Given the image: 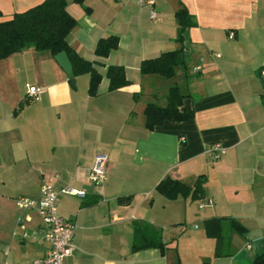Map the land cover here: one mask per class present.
I'll return each instance as SVG.
<instances>
[{
    "label": "crops",
    "instance_id": "1",
    "mask_svg": "<svg viewBox=\"0 0 264 264\" xmlns=\"http://www.w3.org/2000/svg\"><path fill=\"white\" fill-rule=\"evenodd\" d=\"M43 1L0 0V22ZM153 1L67 0L76 21L70 53L100 73L95 96L88 74L72 89L48 52L31 47L0 60V264L46 256L40 217L15 205L40 200L44 179H52L59 215L76 226L64 264H253L264 253V0ZM181 9L193 23L185 67L172 79L142 75V61L180 48ZM109 36L118 47L98 59L96 44ZM196 65L202 70L194 75ZM110 66L123 67L126 86L108 90ZM173 85L186 95L179 110L192 118L148 130L147 104L164 107ZM28 86L43 90L38 101L26 97ZM212 147L224 153L215 158ZM99 153L107 156V179L94 185L87 171ZM200 177L195 198L169 200L156 190L165 178L193 187ZM66 188L85 195L61 194ZM213 218L235 220L245 232L225 225L217 245L204 226ZM186 224L192 231L173 245L166 231ZM157 234L163 253L133 251L134 242Z\"/></svg>",
    "mask_w": 264,
    "mask_h": 264
},
{
    "label": "trees",
    "instance_id": "2",
    "mask_svg": "<svg viewBox=\"0 0 264 264\" xmlns=\"http://www.w3.org/2000/svg\"><path fill=\"white\" fill-rule=\"evenodd\" d=\"M73 3L83 5L85 0H72ZM67 0H44L40 4L21 13H15L11 18L0 22V60L8 58L16 53H21L28 48H34L37 52H48L52 56L65 51L72 62L73 73L68 78L69 85L75 88V79L83 74L90 77L88 93L91 96L97 94L98 85L101 81V75L97 71L94 63L87 62L77 55L72 56L68 44V37L76 21L66 10ZM180 26L178 43L181 45L176 51L162 53L160 56L144 60L140 64V73L142 75H157L164 79H172L175 76L177 68H184L186 63L185 39L187 30L193 26L191 16L185 9L176 13ZM119 39L117 36H109L100 39L95 47V56L98 59L106 58L113 50L117 49ZM96 63V62H95ZM106 78L109 82V91H115L128 84L125 78V72L121 66H110L107 68ZM186 95L181 89L173 85L169 88L167 94V103L164 107L156 104H147L144 116L145 127L153 130L155 127L165 122H184L190 120L193 116L192 111H180L183 99ZM22 105L19 106V109ZM203 178L200 177L197 182L190 187L185 183L165 178L162 180L156 190L159 194L169 200H175L177 197H187L191 194L195 198L201 190ZM232 228L234 231L243 234V226L232 219L213 218L204 222L206 235L216 240L217 245L222 239L224 226ZM157 248L163 253L164 244L159 240L158 234L154 240L134 242L133 251ZM219 253L217 252L216 255ZM253 264H264V253L256 256Z\"/></svg>",
    "mask_w": 264,
    "mask_h": 264
},
{
    "label": "built area",
    "instance_id": "3",
    "mask_svg": "<svg viewBox=\"0 0 264 264\" xmlns=\"http://www.w3.org/2000/svg\"><path fill=\"white\" fill-rule=\"evenodd\" d=\"M122 1V0H118ZM140 6L154 5L153 0H138ZM151 18H155V13L152 12ZM230 38L233 34L229 35ZM202 61V59H201ZM202 65L192 67L191 73L197 75L201 72ZM260 77L264 79V69L260 71ZM42 89L35 87H26V97L33 101H38ZM183 141V139H182ZM209 152L218 158L219 154L224 153V149L220 147H212ZM88 180L94 185H101L107 179V156L99 153L96 155L92 167L87 171ZM41 198L34 201L29 198H17L15 205L21 210L35 211L42 221V232L44 241L48 244L49 250L46 256L42 259L33 260L30 264H64V260L71 256L75 250L74 234L76 226L71 221L62 218L58 213L57 208V193L54 191L52 179H44L40 186ZM63 195L84 197V193L73 189L66 188L61 192ZM8 264V263H4Z\"/></svg>",
    "mask_w": 264,
    "mask_h": 264
},
{
    "label": "rangeland",
    "instance_id": "4",
    "mask_svg": "<svg viewBox=\"0 0 264 264\" xmlns=\"http://www.w3.org/2000/svg\"><path fill=\"white\" fill-rule=\"evenodd\" d=\"M159 199H161V201H165L162 198H159ZM159 210H161V208H159ZM192 228H193V225H189V224L180 225L178 227H175V230L174 231L167 230L166 231V236H167V238H170V239L173 237L174 239H172V242H173L172 244L173 245H175V244L177 245V243L179 241L180 234L182 235V234H185V232L192 231ZM183 230H185V231L183 232ZM182 237H183V235H182ZM183 243H185V240L183 241ZM174 257L176 259L179 258L177 256V254H175V252H174Z\"/></svg>",
    "mask_w": 264,
    "mask_h": 264
},
{
    "label": "water",
    "instance_id": "5",
    "mask_svg": "<svg viewBox=\"0 0 264 264\" xmlns=\"http://www.w3.org/2000/svg\"><path fill=\"white\" fill-rule=\"evenodd\" d=\"M54 59L68 77L72 76L73 73L72 65L65 51L56 54L54 56Z\"/></svg>",
    "mask_w": 264,
    "mask_h": 264
}]
</instances>
